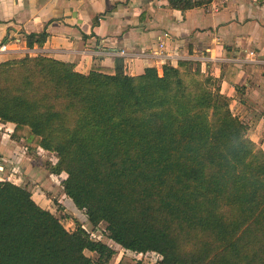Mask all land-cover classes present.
<instances>
[{"label":"trees","instance_id":"obj_1","mask_svg":"<svg viewBox=\"0 0 264 264\" xmlns=\"http://www.w3.org/2000/svg\"><path fill=\"white\" fill-rule=\"evenodd\" d=\"M212 1L168 3L185 13ZM36 37L42 46L48 34ZM231 102L193 61L137 76L120 60L113 74L87 75L42 55L0 63V122L27 154L54 156L50 173L67 174L64 193L93 230L106 224L119 264H135L132 253L264 264V151ZM29 187L0 180V264L110 263L111 245L77 220L68 231Z\"/></svg>","mask_w":264,"mask_h":264},{"label":"crops","instance_id":"obj_2","mask_svg":"<svg viewBox=\"0 0 264 264\" xmlns=\"http://www.w3.org/2000/svg\"><path fill=\"white\" fill-rule=\"evenodd\" d=\"M43 31L48 37L41 46L36 35ZM4 44L10 51L0 53V63L42 55L72 63L86 75L113 74L117 60L131 76L193 61L217 80L232 112L249 126V138L264 148V0H213L185 13L171 9L168 0H0V47ZM0 126L8 129L0 137V156L18 158L8 162L35 181L34 201L55 215L58 203L64 215L82 213L50 170L41 171L37 158L43 150L27 154L24 140L11 138L15 125ZM118 256L120 262L124 252Z\"/></svg>","mask_w":264,"mask_h":264},{"label":"rangeland","instance_id":"obj_3","mask_svg":"<svg viewBox=\"0 0 264 264\" xmlns=\"http://www.w3.org/2000/svg\"><path fill=\"white\" fill-rule=\"evenodd\" d=\"M25 56H27V55H25ZM24 56V57H25ZM30 56V55H29ZM24 57H21V58H24ZM14 59V58H13ZM12 60V59H11ZM159 72V71H158ZM159 74H162V73H159ZM1 127V126H0ZM6 130H8L7 128H6V126L5 127H1L0 128V137H5L6 136V134H7V131ZM1 133H3L4 135H2ZM255 143V142H254ZM259 148H261L263 151H264V148H262L261 146H260V144L258 145V144H256ZM3 159H7V161H9V162H17V160H18V158L17 157H15V156H12V157H4ZM17 159V160H16ZM37 159H40V161L42 162L41 163V171H44V173H46V174H50L48 171H49V166L52 164V163H54V161H55V159H54V156L51 154V153H48V152H43L42 151V154H41V156H38V158ZM17 164V163H16ZM7 166H11L10 164H7ZM18 167H20V166H18ZM17 167V168H18ZM21 168V167H20ZM22 169V168H21ZM15 169H13L12 167H9V168H7L6 169V172L5 173H2V174H0V179H2V178H4V179H7V178H9V179H11V181H14V182H16V178H18L17 176H16V178H15V176L14 175H16V174H12V171H14ZM47 176H49V175H47ZM67 177V174L66 173H62V174H60V175H54L51 179H53V181H55L56 183H58V184H62L61 182H62V179H63V177ZM2 177V178H1ZM18 181V180H17ZM19 182H20V185H26L27 187H29V188H33V186L35 187V186H37V184L35 183V181L33 182V180L32 179H30V178H25V177H22L20 180H19ZM19 182H17V183H19ZM33 190V189H32ZM38 191V190H37ZM33 193V192H32ZM36 192H34V194H35ZM34 196V195H33ZM35 199H36V197H35ZM56 203H58V200H56ZM59 203L58 204H56V207L54 208V210L55 209H57L58 211H57V217H59L61 220H64L63 221V223H64V225H65V227H66V229L68 230V231H70V232H72V231H74L75 229H76V223L74 222V221H76V219H78L77 221H78V223L79 224H81V225H83V226H85L86 228H87V230L88 231H95V232H97V234L99 235H101L102 236V238H103V241H105L104 243L106 244H109V245H111V247L117 252V254L116 255H114L113 256V258H112V260L110 261V263L109 264H119L120 262H119V260H120V256H118V254L120 253L119 251H120V249H119V247L115 244V243H113L111 240H109L108 238H107V234H106V232H105V229H106V224L105 223H103V224H101L97 229H95V230H93V226L86 220V218H84V216H83V213H80V214H77L76 216H78V217H68V218H71V220H73V222H74V224H71L70 222L71 221H69L68 220V222H66L65 221V218H66V216L64 215V214H62L61 212H59L60 211V208L62 207V205H60V208H59ZM58 206V207H57ZM65 208H66V206H65ZM62 212H63V210H64V207H62ZM73 218V219H72ZM86 255L88 256V257H90V258H92V259H94V260H97V258H98V256L96 255V254H94V253H91V252H89V251H86ZM127 257L128 258H130V259H132V257L133 256H129V255H127ZM133 259H135L136 260V263L135 264H157L160 260H161V257H159L158 256V254H155V253H147V254H143V255H138L136 258H133Z\"/></svg>","mask_w":264,"mask_h":264},{"label":"built area","instance_id":"obj_4","mask_svg":"<svg viewBox=\"0 0 264 264\" xmlns=\"http://www.w3.org/2000/svg\"><path fill=\"white\" fill-rule=\"evenodd\" d=\"M161 47H164L163 43H161ZM9 51H10V50L8 49V47H7L6 44H4V45H2V46L0 47V53H6V52H9ZM14 51H15V50H14ZM20 52H21V51H20ZM8 133H10V132H8ZM7 164H10V163L7 161V159H3V157L0 156V174L5 173L7 168L12 167L13 169H15L14 171H12V174H16V175H14L15 178H16V176L18 177V178H16V179L18 180V181L16 180V183L19 182V180L22 178V177H21L20 167H18V166L15 165V164H12V163L10 164L11 166H7ZM17 167H18V168H17ZM1 178H2V177H1ZM0 180L11 181V179H9V178H7V179L2 178V179H0ZM17 184H18V183H17ZM18 185H20V184H18ZM83 228H84L88 233H90L91 236H92L93 238H96V239H98V240L103 241L102 236H101L100 234L98 235L97 232H95V231H88L87 228H86L85 226H83ZM130 255L133 256L132 258H136L138 255H143V254L132 253V254H130Z\"/></svg>","mask_w":264,"mask_h":264}]
</instances>
